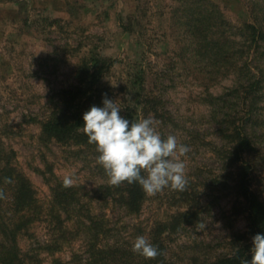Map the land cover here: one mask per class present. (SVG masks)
<instances>
[{"label":"rangeland","instance_id":"rangeland-1","mask_svg":"<svg viewBox=\"0 0 264 264\" xmlns=\"http://www.w3.org/2000/svg\"><path fill=\"white\" fill-rule=\"evenodd\" d=\"M217 16L226 24L257 23L264 30V0H0V167L10 155L11 165L25 176L45 210L54 179L70 175L71 186L84 193L103 184L94 145L42 138L41 125L54 111L58 93L77 83L80 62L107 59L112 65L103 83L120 114L139 105L140 95L152 97L163 118L149 116L160 122L162 138L175 135L190 149L181 159L197 223L168 239L167 259L205 264L229 253L232 238L246 233L248 219L234 188L239 165L223 150L227 144L219 137L218 121L231 114L241 117L245 104L234 96L225 98L220 111L209 104L210 97L228 94L237 83V76L225 70L203 68L206 59L197 52L196 20ZM237 51L238 63L240 57H253L247 47ZM253 63L262 65L261 60ZM262 87L255 96L256 124L248 129L258 153L243 159L251 164L250 190L264 204V83ZM181 193L165 188L147 195L136 217L112 204L92 201L90 207L94 214L104 213L117 235L133 245L156 223L188 209ZM45 221L32 223L18 237L24 264H50L53 259L83 264L86 246L80 236L54 253L39 250L50 239ZM66 226L73 228L70 222Z\"/></svg>","mask_w":264,"mask_h":264},{"label":"trees","instance_id":"trees-1","mask_svg":"<svg viewBox=\"0 0 264 264\" xmlns=\"http://www.w3.org/2000/svg\"><path fill=\"white\" fill-rule=\"evenodd\" d=\"M195 23L198 35L197 52H201L206 59V64L202 67L211 70L222 69L227 74L237 76L236 86L228 90V94L210 97L209 104L217 111L223 110V106L228 102L225 98L228 96H234L245 104L241 117L231 114L218 121V134L227 144L226 147L223 146V150L227 155H231L232 164L239 165L238 173L234 177V188L245 204L248 228L244 236L235 235L232 238L229 253L205 264H242L243 260L251 259L252 238L258 233H264V204L250 190L251 164L243 159V155L258 153L254 135L248 133V129L256 124L255 102L258 97L255 96L263 89L264 83V30L257 23H245L238 27L226 24L219 16L211 20L200 18ZM223 27L230 34H227ZM245 47L254 58L249 61L240 57L238 63L239 58H234L236 50L239 48L240 51L237 52L242 53ZM260 60L262 65L253 63ZM111 65L112 62L107 59H83L80 62L75 70L77 83L58 93V103L54 111L41 125L42 138L53 139L58 143L71 141L84 147L92 145L88 143L82 130V114L92 106H102L103 98H110L108 86L103 83V76ZM139 98V105L136 103L132 108L125 107L121 116L130 122H135L140 117L149 118L150 114L159 119L163 118L154 106L156 103L152 104L154 98L147 95H140ZM136 106H139L138 112ZM134 115H137V119H134ZM10 158V155H5L3 166L0 167V264L25 263L17 245L18 237L25 234L32 223L42 219L48 223L51 234L49 241L39 250L54 253L60 249V244H70L76 236H80L86 246V259L83 264H174L166 257L168 239L197 223V211H194L192 205L194 198L186 187L181 193V202L186 204L188 209L172 215L167 222L156 223L148 231L145 238L157 246L159 254L154 259H145L132 251V245L121 238V234L118 236L119 231L110 227L104 213L94 214L90 207L92 201L101 203L102 206L112 204L123 210L127 216L136 217L147 197L138 184L124 182L112 185L100 166L98 170L103 176V184L89 193H84L82 187H65L61 180L54 179L49 188L51 201L45 210L36 199L35 192L25 176L11 165ZM66 222L73 224L71 230L66 226ZM112 238L110 243L108 239ZM50 264L62 262L53 259Z\"/></svg>","mask_w":264,"mask_h":264},{"label":"clouds","instance_id":"clouds-1","mask_svg":"<svg viewBox=\"0 0 264 264\" xmlns=\"http://www.w3.org/2000/svg\"><path fill=\"white\" fill-rule=\"evenodd\" d=\"M120 112L116 102L105 97L102 106H92L82 114L83 133L88 143L95 146L97 162L109 182L136 183L147 195L165 188L184 191L187 178L181 158L189 152V147L179 144L175 135L162 138L157 130L160 122L154 117L130 122ZM62 183L69 187L74 180L67 175ZM251 244V259L243 260L242 264H264V233L256 234ZM132 251L145 259H154L159 254L157 246L144 236L136 237Z\"/></svg>","mask_w":264,"mask_h":264}]
</instances>
